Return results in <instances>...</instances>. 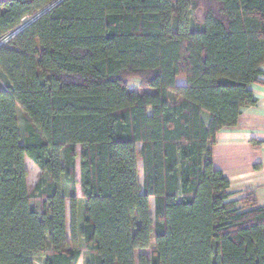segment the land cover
<instances>
[{"label":"trees","instance_id":"1","mask_svg":"<svg viewBox=\"0 0 264 264\" xmlns=\"http://www.w3.org/2000/svg\"><path fill=\"white\" fill-rule=\"evenodd\" d=\"M57 1L0 0V38ZM263 64L264 0H63L26 25L0 47V264H264V205L213 161Z\"/></svg>","mask_w":264,"mask_h":264},{"label":"crops","instance_id":"2","mask_svg":"<svg viewBox=\"0 0 264 264\" xmlns=\"http://www.w3.org/2000/svg\"><path fill=\"white\" fill-rule=\"evenodd\" d=\"M252 89L255 105L242 108L235 127L217 133L213 161L230 179L231 198H243L252 190L259 203L264 198V84L255 83Z\"/></svg>","mask_w":264,"mask_h":264},{"label":"rangeland","instance_id":"3","mask_svg":"<svg viewBox=\"0 0 264 264\" xmlns=\"http://www.w3.org/2000/svg\"><path fill=\"white\" fill-rule=\"evenodd\" d=\"M38 17V16H36ZM36 17H28L26 19L23 20L24 24H29L30 22H32ZM185 78L184 77H179L178 78V83L179 84H184L185 83ZM136 82H134L135 84ZM18 118H19V123H20V127H21V131L23 133V135L25 134V130H26V126H27V116L25 114V112L19 108L18 109ZM140 146V145H139ZM78 150L80 149V146H77ZM25 164H26V169L28 171V176H27V183H28V187L29 190L32 191V189L34 188L35 184L37 183L40 175H41V170L39 169V167L29 158L26 157L25 159ZM139 168H140V177H141V181L143 180V166H142V162H139ZM77 177L80 178V168H79V159L77 160ZM77 192L78 195L80 196L81 191H80V185L77 186ZM233 199V198H232ZM33 202L35 204H38V200H33ZM260 205H264V198L263 196H261L260 201H259ZM70 201L67 200V211H68V228L70 231L71 228V224H70ZM151 212L152 215L154 216V201H151ZM155 245V236H152L151 239V247L148 249H142L139 250L138 252L140 254H145V255H149L151 252V248L152 246ZM81 248H82V256H81V261L79 262L80 264H86V261L89 260L90 258V254L89 251L84 247L83 244H81ZM36 264H43V259H37Z\"/></svg>","mask_w":264,"mask_h":264},{"label":"built area","instance_id":"4","mask_svg":"<svg viewBox=\"0 0 264 264\" xmlns=\"http://www.w3.org/2000/svg\"><path fill=\"white\" fill-rule=\"evenodd\" d=\"M37 16H39V14L37 15ZM34 17H36V16H34ZM28 18V17H27ZM32 18V17H31ZM24 19H26V18H24ZM23 19V20H24ZM37 19V18H36ZM35 20V19H34ZM33 20V21H34ZM26 25H28V23L27 24H24V23H22L21 24V26H19L18 28H16L15 30H12V31H10V32H8L6 35H4V36H2L1 38H0V47L1 46H3V45H5V44H7L17 33H19Z\"/></svg>","mask_w":264,"mask_h":264},{"label":"water","instance_id":"5","mask_svg":"<svg viewBox=\"0 0 264 264\" xmlns=\"http://www.w3.org/2000/svg\"><path fill=\"white\" fill-rule=\"evenodd\" d=\"M61 1H63V0H58L57 2H55L54 4H52L51 6H49V8L46 9V10H44L43 12H41V13L39 14V16L42 15L43 13H45L46 11H48L49 9H51L53 6H55V5H57L58 3H60ZM39 16H38V17H39ZM38 17H36V18H38ZM36 18H35V19H36Z\"/></svg>","mask_w":264,"mask_h":264},{"label":"bare ground","instance_id":"6","mask_svg":"<svg viewBox=\"0 0 264 264\" xmlns=\"http://www.w3.org/2000/svg\"><path fill=\"white\" fill-rule=\"evenodd\" d=\"M48 8H49V7H48ZM48 8H47V9H48Z\"/></svg>","mask_w":264,"mask_h":264}]
</instances>
